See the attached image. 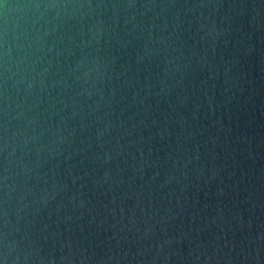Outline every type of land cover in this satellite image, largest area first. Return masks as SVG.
Listing matches in <instances>:
<instances>
[{
	"label": "water",
	"instance_id": "95a60500",
	"mask_svg": "<svg viewBox=\"0 0 264 264\" xmlns=\"http://www.w3.org/2000/svg\"><path fill=\"white\" fill-rule=\"evenodd\" d=\"M0 264H264V0H0Z\"/></svg>",
	"mask_w": 264,
	"mask_h": 264
}]
</instances>
